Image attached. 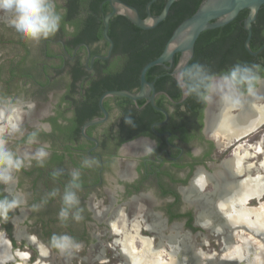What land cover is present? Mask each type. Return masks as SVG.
I'll return each mask as SVG.
<instances>
[{
	"label": "flooded vegetation",
	"instance_id": "flooded-vegetation-1",
	"mask_svg": "<svg viewBox=\"0 0 264 264\" xmlns=\"http://www.w3.org/2000/svg\"><path fill=\"white\" fill-rule=\"evenodd\" d=\"M69 1L57 0L58 6L68 9ZM262 12L264 6L253 23L251 42L264 38ZM94 15L100 19L98 13ZM248 15L249 10H244L235 20L244 27ZM86 17L83 10L74 21H66L75 24L74 34L66 33L62 27L55 36L43 40L41 61L29 66L24 56L11 60L6 70L8 85L2 87L4 96L12 97V85L20 92L33 89L34 94L32 98L27 95L28 99L59 90L63 94L59 101L51 100L48 113L29 125L25 123L29 132L42 123L51 124V134H41V141L51 144V155L45 167L34 163L19 174L18 184L7 189L8 193L22 190L27 194V204L7 222H0V264H65L66 258L54 250L45 255L44 245L53 233H68L85 245L84 251L75 254L67 264H136L137 261L140 262L137 264H254V257L264 256V229L229 224L230 217H226L217 202L228 194L229 186L239 185L248 178L259 179L260 187H264V123L231 142L220 144L209 127L212 113L218 112L214 102L219 97H214L209 105L198 100L186 102L189 97L183 93L179 100H173L169 86L178 81L168 65L166 74L172 77L167 81L169 86L157 87L159 75L149 80L156 88L154 102L149 98L134 101L109 95L101 105L103 95L109 91L139 93L141 74L139 83L130 79V72L125 70L126 54L112 51L107 56L110 43L104 31V39L96 43L86 40L75 43ZM9 20V15L0 14L5 41L14 42L13 35L18 34ZM263 53L264 49L257 55L249 53L252 64L264 67ZM123 74V81L129 80L123 82L125 86L112 81L110 88L102 87L90 94L93 84ZM153 94L151 91L150 95ZM258 94L264 97V86ZM254 104L264 106V100L257 99ZM242 112L243 109L238 112L231 109L230 114L237 116ZM128 117L132 125L126 123ZM96 120L102 122L85 128ZM11 141L23 144L16 138ZM237 153L244 157L240 173L228 166ZM245 153L249 155L243 156ZM84 158L93 161L90 168H81ZM74 168H80L82 173L78 195L81 207L85 208V219L79 223L69 220L62 225L57 219L59 198L50 200L39 213L32 212L31 205L40 203L53 188L63 192ZM254 171L262 174L252 176ZM201 175L207 182L204 187H197L195 181ZM0 191L4 189L0 187ZM262 193L248 200L246 210L254 209L251 203L264 205V190ZM97 201L101 205L94 206ZM141 202L146 203H143L146 208L137 221L131 211ZM129 240L132 246L128 245ZM237 247H241L242 257L229 256V250Z\"/></svg>",
	"mask_w": 264,
	"mask_h": 264
},
{
	"label": "clouds",
	"instance_id": "clouds-1",
	"mask_svg": "<svg viewBox=\"0 0 264 264\" xmlns=\"http://www.w3.org/2000/svg\"><path fill=\"white\" fill-rule=\"evenodd\" d=\"M0 14L9 15V25L23 40L29 42L47 40L60 32L62 27L66 33L76 32L75 24L65 21L68 9L58 6L57 0H0ZM262 72L264 67L260 64L237 62L226 71L216 74L204 64L192 63L179 72L177 79L186 97H195L204 105L213 103V98L219 97L224 106V114L229 108L238 112L248 103L249 98L254 102L257 99L264 100L258 94L260 87L264 86ZM35 107V103L23 95L15 98L0 95V187L4 189L0 191V222H7L13 213L27 204L26 193L22 190L8 193L7 189L18 184L19 174L32 168L34 163L37 167H45L51 155V144L41 141V134H51V124L42 123L30 132L24 127V117ZM126 123L132 125L133 121L128 117ZM12 138L22 140L23 145L13 149L10 147ZM92 164L90 158H84L81 168H90ZM69 175L71 179L65 184L63 192L53 188L40 203L31 205L32 212L39 213L50 200L59 198L61 207L57 213L58 221L62 225L69 220L82 222L85 219V208L81 207L78 195L81 189V169L74 168ZM84 248L80 240L68 233H53L44 245L45 255L54 250L66 258L65 264L75 254L82 253ZM253 260L254 264H264V256L254 257Z\"/></svg>",
	"mask_w": 264,
	"mask_h": 264
},
{
	"label": "trees",
	"instance_id": "trees-1",
	"mask_svg": "<svg viewBox=\"0 0 264 264\" xmlns=\"http://www.w3.org/2000/svg\"><path fill=\"white\" fill-rule=\"evenodd\" d=\"M108 1L109 0H70L68 2L69 8L65 21H74L80 11L84 10L87 12L84 28L77 34V41L75 43L86 40L93 44L98 40L104 39V19L111 11ZM122 1L136 7L143 19L148 17L146 7L151 0ZM167 1L168 0H157L151 6L152 14L155 16L160 15ZM203 1L204 0L176 1L172 5L166 20L150 30L140 29L123 15H117L111 19L109 35L115 43L113 54H126L128 56L125 70L130 72V79L136 80L139 83L143 67L149 62L156 60L163 53L175 29L184 20L191 17L198 10ZM103 4L104 6L101 8ZM94 13H98L100 19L96 17ZM260 18V20L264 22V12L260 14ZM257 28L258 25L255 27V33L257 32ZM247 35V30L238 20H234L222 28L203 32L196 43L195 54L189 65L192 63H201L210 68L211 71L229 69L230 66L237 62L251 65L253 63V57H251L245 49ZM263 45L264 38L262 40L261 37H258L250 43V48L252 51H257ZM108 46L107 43L106 49ZM261 58H264V53L261 54ZM179 59L180 54H177L171 68L172 71L177 66ZM167 65L170 66V64ZM165 66L166 65L155 66L147 73L148 81L154 80L158 75L161 76L156 81V85L159 89L164 88L163 86H169L167 81L172 80V77L166 74L167 71ZM123 76L124 74L114 78H103L102 81L93 84L90 94L98 92L102 87L110 88L112 81L120 82L119 85L121 87L125 86L122 85L123 82L129 80L125 79V81H123ZM168 93L170 97L176 101L180 99L182 91L178 84L175 83L169 86ZM196 100L195 97H189L186 102L189 101L193 103Z\"/></svg>",
	"mask_w": 264,
	"mask_h": 264
},
{
	"label": "water",
	"instance_id": "water-1",
	"mask_svg": "<svg viewBox=\"0 0 264 264\" xmlns=\"http://www.w3.org/2000/svg\"><path fill=\"white\" fill-rule=\"evenodd\" d=\"M156 1L157 0H151L147 4L146 10L148 13V17L143 19L140 15L139 10L136 7L127 4L122 0H109L111 5V12L107 14L104 20V37L110 43V48L107 55L108 57L112 54L114 48V41L108 34L110 28V20L117 15H123L140 29H153L157 27L160 23H162L164 20H166L172 5L178 0H168L162 13L158 16L153 15L151 12V6ZM263 6L264 0H204L198 10L191 17L184 20L175 29L172 36L168 40L163 53L156 60L149 62L143 67L141 72V91L137 94L129 91H109L103 95L101 99V105L103 104L104 98L109 95L125 96L134 101H138L142 98H149L150 101L154 102L156 88L155 85L153 83H150L146 78L148 71L151 68L160 65L170 64V67H172L176 55L180 54L179 62L172 72V74L177 79L179 72L185 70L189 65L191 59L194 57L195 46L201 34L207 30L222 28L228 25L238 17L240 12L244 10H249V15L244 22V28L248 32L245 41V49L251 55H257L264 49V46L259 51L253 52L250 48V42L253 33V23L256 21L260 9ZM13 37L16 38L14 42L5 41V30L0 27V61L6 59L7 57L13 54H15L14 59L16 60H19L22 57L26 56L29 66H32L35 62H39L42 60L43 40L38 43H35L25 41L19 35L16 37L13 35ZM173 45H175L174 48L172 47ZM99 58L107 57L100 56ZM9 65L0 70V95L3 96L4 94L2 93V91L4 89L2 87L4 85H8L6 84V82H8V75L6 70L8 69ZM63 85L65 86V81L62 82V86ZM11 87L13 90L11 92L13 98L21 95H23L25 98L27 95L30 96L29 98H32V95L34 94L33 89H30L29 92H20L17 90L16 85H12ZM151 91H154L153 95H150ZM62 94V90L57 91V93H41L40 95L36 94V98L29 100L33 101L34 103H51V100L59 101ZM100 122L102 121H91L85 126V128ZM22 145L23 144H20L18 146ZM16 148L17 147H15L14 149ZM21 150H23V148H21Z\"/></svg>",
	"mask_w": 264,
	"mask_h": 264
},
{
	"label": "bare ground",
	"instance_id": "bare-ground-1",
	"mask_svg": "<svg viewBox=\"0 0 264 264\" xmlns=\"http://www.w3.org/2000/svg\"><path fill=\"white\" fill-rule=\"evenodd\" d=\"M214 104L216 106L218 105V112L212 113L209 127L210 130L217 135L220 144L231 142L232 139L239 138L241 137V135L255 130L264 123V106L255 105L251 101V99H249L248 103H246L242 108V114H239L237 116H233L230 114L231 108L225 110L223 114L224 106L221 100H215ZM243 160L244 157L237 154L232 161L230 160L228 166L232 170L236 169L235 173H240L242 172ZM206 182L207 178L203 175L199 176L195 181L197 187H203V184ZM228 188V194L219 202H217L218 207L223 209L227 214L226 217H230L228 223L231 225L246 224L251 227H262L264 229V218H261L264 217V207H262V210H259V214H257V212L253 210L252 212L251 210H246V205L250 198L263 194L262 192L264 190V187H260L259 179L248 178L239 183V185H231ZM237 206L239 207L237 208ZM252 217H256L255 220H253ZM255 230L257 231V229ZM131 244L132 242L129 240L128 245L132 246ZM145 245H147L146 241ZM241 255V247H237L234 249L232 248L231 250H229V256H239L240 258L242 257ZM229 256L227 257L229 258ZM137 263L140 262L137 261L136 264Z\"/></svg>",
	"mask_w": 264,
	"mask_h": 264
},
{
	"label": "rangeland",
	"instance_id": "rangeland-1",
	"mask_svg": "<svg viewBox=\"0 0 264 264\" xmlns=\"http://www.w3.org/2000/svg\"><path fill=\"white\" fill-rule=\"evenodd\" d=\"M14 56H15V54H13V55H11V56H9V57H7L6 59H4V60H2V61H0V70H2L4 67H6L7 65H9L10 64V61L11 60H14ZM260 103V102H259ZM262 104V103H261ZM35 105H36V107H35V109L30 113V114H28L27 116H25L24 117V126H25V123L26 124H28L29 125V123L30 122H35V121H37V119L40 117V116H42V115H44V114H46V113H48V111H49V109H50V107H51V103H35ZM28 127V126H27ZM261 139V138H260ZM260 139H258V140H260ZM252 143V142H251ZM262 144H264V143H262ZM18 145H20V144H13L12 143V141L10 142V147H12L13 149L15 148V147H17ZM237 154H239V153H237ZM247 156V155H249L248 153H245L243 156ZM241 156V155H240ZM258 158V159H257ZM254 159H256V160H259V159H261V157H256V158H254ZM250 162H254L253 161V159H250ZM255 174H262L261 172H258V171H254V172H252V176H254ZM205 177V176H204ZM258 178V177H257ZM204 185H205V183L203 184V187H204ZM101 201H97L96 203H95V205L94 206H98V205H101ZM106 203H107V201H106ZM105 203V204H106ZM143 203L144 202H141V203H136V206H133V208H132V213H134L136 216H134V217H136L137 218V221H140V217H143V213L145 212V208H146V206L145 205H143ZM144 204H146V203H144ZM252 204V206H254V209H249V210H251V212H252V210L253 211H256L257 212V214H259L260 212H259V210L261 209L262 210V207H264V205L263 204H261V206L259 205V204H255V203H251ZM260 206V207H259ZM130 213V212H129ZM131 213V214H132ZM124 214L126 215V217H127V213H126V211H124ZM129 217H132V216H129ZM99 234H101L100 232H99ZM139 243V242H138ZM241 245V244H240Z\"/></svg>",
	"mask_w": 264,
	"mask_h": 264
}]
</instances>
